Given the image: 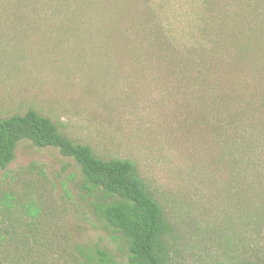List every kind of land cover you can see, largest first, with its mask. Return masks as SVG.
Returning <instances> with one entry per match:
<instances>
[{"label":"trees","instance_id":"1","mask_svg":"<svg viewBox=\"0 0 264 264\" xmlns=\"http://www.w3.org/2000/svg\"><path fill=\"white\" fill-rule=\"evenodd\" d=\"M162 1L167 6L169 0L158 1L160 5L157 0H0V28L47 23L102 27L105 32L97 39L109 43L117 14L129 18L125 32H113L128 46L104 49L109 61L90 63L89 50L81 47L65 53L81 76L85 95L101 109L152 106L158 92L160 109H203L199 120L185 126L184 138L191 135L192 146L201 142L205 181L227 200V195L236 200H230L239 211L232 225L247 248L249 232L264 228V0H194L188 6L191 32L183 35L162 25ZM92 36L84 42L92 44ZM53 54L0 47V61L10 65L15 55L32 62L46 56V64L53 65ZM119 54L133 69L114 62ZM121 80L129 82L128 90L119 87ZM59 126L64 127L34 109L0 120V264H122L106 249L73 241L63 220L66 210L46 194L47 177L40 167L20 171L21 178L30 176L31 181L10 176L7 168L22 141L55 148L78 164L90 196L107 198L96 206V215L123 239L128 264H177L175 247L182 236L138 166L100 157ZM220 173L228 175L222 183ZM241 255L230 264H264L262 254L255 261Z\"/></svg>","mask_w":264,"mask_h":264},{"label":"rangeland","instance_id":"2","mask_svg":"<svg viewBox=\"0 0 264 264\" xmlns=\"http://www.w3.org/2000/svg\"><path fill=\"white\" fill-rule=\"evenodd\" d=\"M158 1L161 0H157L160 5ZM193 1L169 0L167 6L162 1V25L179 35L191 32V9L188 6ZM117 17L119 22L110 25L113 41L109 43L107 39H97L105 32L102 27L76 29L50 23L29 28L1 27L0 47L12 45L13 48L52 50V61L56 65L46 64L50 61L46 56H38L32 62L15 55L11 65L8 60L0 61V120L34 109L64 126L63 130L72 139L92 147L100 157L133 161L182 236L175 247L177 264H230L238 260L240 254L251 261L256 260L258 253L264 256V228L252 229L247 236L250 245L242 248L239 229L232 225L239 213L232 202L236 200L229 195L228 198L233 200H227L223 192L205 181V176L200 174L204 173L201 168L205 155L201 142L197 140L192 146L191 135L184 138L185 126L199 120L203 109H160L159 92L153 95V99L150 96L152 106L101 109L85 95L81 76L73 66L71 56L65 53L81 47L89 50L92 60H87L90 63L103 59L109 61L110 56H104L103 50H112L111 46L124 47L126 43L117 41L113 34L118 30L125 32V27L130 26L129 18L124 20L118 14ZM89 36L94 39L92 44L85 43H89L84 40ZM115 59L117 64L133 69L123 54ZM122 70L121 73L126 75V70ZM119 87L128 90L130 84L121 80ZM31 165L44 171L46 194L57 203L59 210H66L63 220L73 241L83 246H99L122 264H128V250L123 239L96 215V206L107 198L102 193L90 196L78 164L63 157L55 148H38L22 141L7 171L18 181H31L30 176H19L20 171ZM227 176L220 173L217 179L222 183ZM3 177L4 171L0 170V182ZM32 177L34 179L37 175ZM46 205L51 204L46 201ZM242 236H246L244 232Z\"/></svg>","mask_w":264,"mask_h":264}]
</instances>
